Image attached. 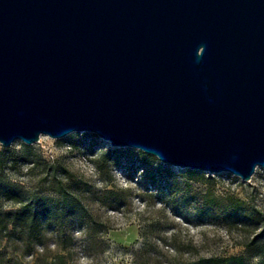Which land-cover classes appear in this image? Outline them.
<instances>
[{
    "label": "water",
    "instance_id": "water-1",
    "mask_svg": "<svg viewBox=\"0 0 264 264\" xmlns=\"http://www.w3.org/2000/svg\"><path fill=\"white\" fill-rule=\"evenodd\" d=\"M72 132L251 179L264 0H0V142Z\"/></svg>",
    "mask_w": 264,
    "mask_h": 264
},
{
    "label": "rangeland",
    "instance_id": "rangeland-1",
    "mask_svg": "<svg viewBox=\"0 0 264 264\" xmlns=\"http://www.w3.org/2000/svg\"><path fill=\"white\" fill-rule=\"evenodd\" d=\"M4 148L20 157L5 163L4 180L29 193L54 195L56 179H66L67 169L96 223L85 216L66 220L71 240L52 227L33 245L1 239L0 264H52L63 244L74 264H183L202 256L258 259L264 252V166L249 180L182 168L135 147H115L90 132L42 134L31 144L0 142V153ZM231 200L240 207H231ZM0 205L9 209L15 203L1 199Z\"/></svg>",
    "mask_w": 264,
    "mask_h": 264
},
{
    "label": "trees",
    "instance_id": "trees-1",
    "mask_svg": "<svg viewBox=\"0 0 264 264\" xmlns=\"http://www.w3.org/2000/svg\"><path fill=\"white\" fill-rule=\"evenodd\" d=\"M0 153V200L11 199L15 205L5 209L0 205V240L19 238L28 245H33L42 236L46 227H52L55 233L63 238L71 240L64 230L66 220L71 217H88L91 223H96L95 217L90 213L88 207L82 201L79 193L76 192L77 183L72 181V175L67 169L62 173L66 179H56L55 194L27 192L11 181L4 180L1 176L6 162L16 163L20 160L9 148ZM119 149H113L116 152ZM147 154L144 151H141ZM8 154V155H5ZM28 161L34 162L31 158ZM197 172V171H190ZM231 200V207L238 208L239 204ZM18 234V236H15ZM150 243L149 238H145ZM252 244L255 240H252ZM249 245V248L250 246ZM71 249L63 244L60 252L52 257V264H74L70 258ZM258 254V253H257ZM256 254V255H257ZM255 255V256H256ZM258 259L253 255L235 254L230 256L199 257L183 264H264V252L259 253Z\"/></svg>",
    "mask_w": 264,
    "mask_h": 264
}]
</instances>
